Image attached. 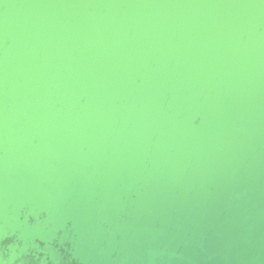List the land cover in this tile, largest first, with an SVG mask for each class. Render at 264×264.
<instances>
[{
    "label": "water",
    "instance_id": "95a60500",
    "mask_svg": "<svg viewBox=\"0 0 264 264\" xmlns=\"http://www.w3.org/2000/svg\"><path fill=\"white\" fill-rule=\"evenodd\" d=\"M0 264H264V0H0Z\"/></svg>",
    "mask_w": 264,
    "mask_h": 264
}]
</instances>
